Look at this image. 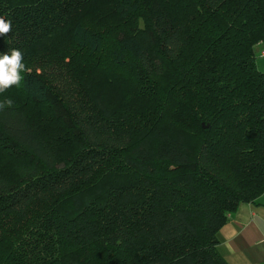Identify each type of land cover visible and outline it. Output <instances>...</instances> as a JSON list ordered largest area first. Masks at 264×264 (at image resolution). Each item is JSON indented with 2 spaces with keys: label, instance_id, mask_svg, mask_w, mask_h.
Returning <instances> with one entry per match:
<instances>
[{
  "label": "trees",
  "instance_id": "1",
  "mask_svg": "<svg viewBox=\"0 0 264 264\" xmlns=\"http://www.w3.org/2000/svg\"><path fill=\"white\" fill-rule=\"evenodd\" d=\"M87 4L0 0L26 65L0 93V264H228L220 229L264 193V0Z\"/></svg>",
  "mask_w": 264,
  "mask_h": 264
},
{
  "label": "crops",
  "instance_id": "2",
  "mask_svg": "<svg viewBox=\"0 0 264 264\" xmlns=\"http://www.w3.org/2000/svg\"><path fill=\"white\" fill-rule=\"evenodd\" d=\"M217 251L228 264H264V193L243 203L218 233Z\"/></svg>",
  "mask_w": 264,
  "mask_h": 264
},
{
  "label": "clouds",
  "instance_id": "3",
  "mask_svg": "<svg viewBox=\"0 0 264 264\" xmlns=\"http://www.w3.org/2000/svg\"><path fill=\"white\" fill-rule=\"evenodd\" d=\"M11 29V20L0 16V38L5 37ZM23 60L24 55L19 49H9L0 53V93L20 83L21 74L26 70ZM6 103L11 105L12 101L7 100Z\"/></svg>",
  "mask_w": 264,
  "mask_h": 264
},
{
  "label": "rangeland",
  "instance_id": "4",
  "mask_svg": "<svg viewBox=\"0 0 264 264\" xmlns=\"http://www.w3.org/2000/svg\"><path fill=\"white\" fill-rule=\"evenodd\" d=\"M110 7L111 0H88L86 10L83 12V20H89L102 18L100 15L106 16L108 20L110 18ZM97 25L101 24L100 22H95ZM255 63L258 71L264 74V44H258L255 46Z\"/></svg>",
  "mask_w": 264,
  "mask_h": 264
},
{
  "label": "water",
  "instance_id": "5",
  "mask_svg": "<svg viewBox=\"0 0 264 264\" xmlns=\"http://www.w3.org/2000/svg\"><path fill=\"white\" fill-rule=\"evenodd\" d=\"M202 127H203V128H207L208 126H203V125H202Z\"/></svg>",
  "mask_w": 264,
  "mask_h": 264
}]
</instances>
